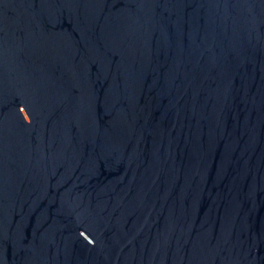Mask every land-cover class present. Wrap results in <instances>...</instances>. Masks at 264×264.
<instances>
[{"label": "water", "instance_id": "obj_1", "mask_svg": "<svg viewBox=\"0 0 264 264\" xmlns=\"http://www.w3.org/2000/svg\"><path fill=\"white\" fill-rule=\"evenodd\" d=\"M0 264H264V0H0Z\"/></svg>", "mask_w": 264, "mask_h": 264}]
</instances>
